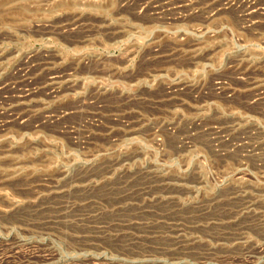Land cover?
Instances as JSON below:
<instances>
[{
    "label": "rangeland",
    "instance_id": "374dc122",
    "mask_svg": "<svg viewBox=\"0 0 264 264\" xmlns=\"http://www.w3.org/2000/svg\"><path fill=\"white\" fill-rule=\"evenodd\" d=\"M0 264H264V0H0Z\"/></svg>",
    "mask_w": 264,
    "mask_h": 264
}]
</instances>
